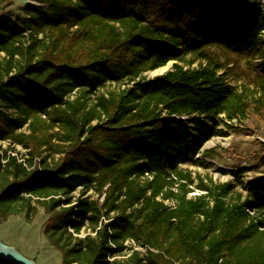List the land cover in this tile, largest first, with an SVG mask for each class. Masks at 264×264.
Segmentation results:
<instances>
[{
	"label": "trees",
	"instance_id": "16d2710c",
	"mask_svg": "<svg viewBox=\"0 0 264 264\" xmlns=\"http://www.w3.org/2000/svg\"><path fill=\"white\" fill-rule=\"evenodd\" d=\"M35 1L0 17V225L42 207L61 264H264V176L180 166L246 115L214 47L261 57L264 105V3Z\"/></svg>",
	"mask_w": 264,
	"mask_h": 264
},
{
	"label": "rangeland",
	"instance_id": "374dc122",
	"mask_svg": "<svg viewBox=\"0 0 264 264\" xmlns=\"http://www.w3.org/2000/svg\"><path fill=\"white\" fill-rule=\"evenodd\" d=\"M28 4L39 3L28 0ZM25 5L27 4L22 0H4L0 6V17L24 16ZM212 50L224 64L229 84L244 95L247 103L246 115L230 119L226 114H222L219 126L222 133L208 140L193 160L181 162L180 166L193 172L194 192L191 196L202 192L198 185L199 177L208 183H231L233 192L247 195L251 184L264 176V105L259 106L256 102L259 96L256 94L258 79L260 70L263 69L262 59L259 55L235 54L217 46ZM189 59L190 56H187V62ZM173 63L170 61L163 67L147 72L146 80L166 73L172 69ZM193 66H197V63ZM108 87L112 85H107L101 92ZM190 134L197 142L194 132L191 131ZM6 146L7 141L0 142V147ZM20 152L25 153V150L22 148ZM76 194L79 195V192ZM47 219L48 215L42 207H38V214L31 222L24 214L14 215L0 225V240L27 257H34L38 263L61 264V251L52 245L44 234ZM140 250L145 253V249Z\"/></svg>",
	"mask_w": 264,
	"mask_h": 264
},
{
	"label": "water",
	"instance_id": "95a60500",
	"mask_svg": "<svg viewBox=\"0 0 264 264\" xmlns=\"http://www.w3.org/2000/svg\"><path fill=\"white\" fill-rule=\"evenodd\" d=\"M28 4V0H22ZM0 257L11 264H41L0 240Z\"/></svg>",
	"mask_w": 264,
	"mask_h": 264
},
{
	"label": "built area",
	"instance_id": "2783aa9c",
	"mask_svg": "<svg viewBox=\"0 0 264 264\" xmlns=\"http://www.w3.org/2000/svg\"><path fill=\"white\" fill-rule=\"evenodd\" d=\"M259 2H261L262 4L264 3V1H261V0H258ZM264 33V32H263ZM17 148L20 150V149H22L23 147L22 146H20V145H17ZM23 150H25L24 148H23ZM25 152H26V150H25ZM13 154H16V152H14ZM139 249H144V248H140L139 247Z\"/></svg>",
	"mask_w": 264,
	"mask_h": 264
},
{
	"label": "crops",
	"instance_id": "0c3cea01",
	"mask_svg": "<svg viewBox=\"0 0 264 264\" xmlns=\"http://www.w3.org/2000/svg\"><path fill=\"white\" fill-rule=\"evenodd\" d=\"M29 258H31V259H33V260H35L36 262H39L38 260H36L34 257H29ZM44 262V261H43Z\"/></svg>",
	"mask_w": 264,
	"mask_h": 264
}]
</instances>
